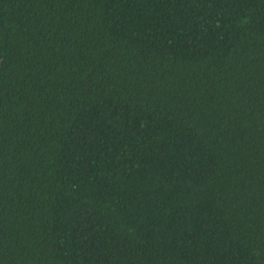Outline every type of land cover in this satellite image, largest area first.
Segmentation results:
<instances>
[{"label":"trees","instance_id":"16d2710c","mask_svg":"<svg viewBox=\"0 0 264 264\" xmlns=\"http://www.w3.org/2000/svg\"><path fill=\"white\" fill-rule=\"evenodd\" d=\"M0 264H264V0H0Z\"/></svg>","mask_w":264,"mask_h":264}]
</instances>
